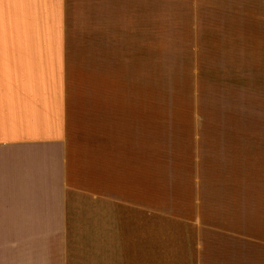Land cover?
<instances>
[{
    "label": "crops",
    "instance_id": "crops-1",
    "mask_svg": "<svg viewBox=\"0 0 264 264\" xmlns=\"http://www.w3.org/2000/svg\"><path fill=\"white\" fill-rule=\"evenodd\" d=\"M148 21L0 0V264H264V0H224L220 146L150 104Z\"/></svg>",
    "mask_w": 264,
    "mask_h": 264
},
{
    "label": "rangeland",
    "instance_id": "rangeland-1",
    "mask_svg": "<svg viewBox=\"0 0 264 264\" xmlns=\"http://www.w3.org/2000/svg\"><path fill=\"white\" fill-rule=\"evenodd\" d=\"M148 25L150 104L180 111L182 140L200 136L220 146L231 139L238 124L224 101V0H149ZM242 119L250 128L253 117Z\"/></svg>",
    "mask_w": 264,
    "mask_h": 264
}]
</instances>
